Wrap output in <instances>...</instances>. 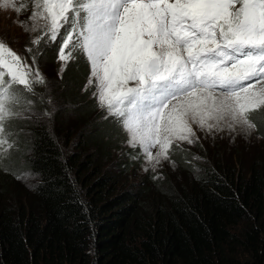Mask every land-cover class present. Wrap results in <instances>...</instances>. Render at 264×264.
Segmentation results:
<instances>
[{
	"label": "trees",
	"instance_id": "1",
	"mask_svg": "<svg viewBox=\"0 0 264 264\" xmlns=\"http://www.w3.org/2000/svg\"><path fill=\"white\" fill-rule=\"evenodd\" d=\"M58 46L39 59L55 60ZM89 67L84 57L70 62L53 76L52 93L35 88L45 102L30 96L32 114L10 122L16 143L0 164V264H264V159L249 170L237 152L231 163L211 156L197 165L176 143L170 157L181 179L129 182L143 155L129 147L120 156L125 132L103 119L95 86L84 90ZM49 97L62 109L53 119L43 116ZM24 172L38 181L22 191L14 181Z\"/></svg>",
	"mask_w": 264,
	"mask_h": 264
},
{
	"label": "snow or ice",
	"instance_id": "2",
	"mask_svg": "<svg viewBox=\"0 0 264 264\" xmlns=\"http://www.w3.org/2000/svg\"><path fill=\"white\" fill-rule=\"evenodd\" d=\"M32 2L20 21L35 33L26 49L31 63L0 40V164L16 143L11 120L32 112L30 96L45 102L35 91L48 83L39 57L57 43L58 74L85 58L91 72L84 90L95 86L103 119L127 133L144 171L169 161L177 142H197L193 124L207 134L255 129L250 115L264 109V0Z\"/></svg>",
	"mask_w": 264,
	"mask_h": 264
},
{
	"label": "rangeland",
	"instance_id": "3",
	"mask_svg": "<svg viewBox=\"0 0 264 264\" xmlns=\"http://www.w3.org/2000/svg\"><path fill=\"white\" fill-rule=\"evenodd\" d=\"M15 8H20L22 11L17 12ZM33 10L34 3H32V0L27 4V6L23 5L21 0H15V4L13 6H0V40L11 47L18 55L25 57L29 63L31 62L28 57L29 53L27 50L26 52L23 51V46L25 44L29 45L30 39L34 38L35 33L25 31V27L20 24V21H26ZM85 66L86 65H84V67ZM39 68L48 81L46 87H40L50 93L53 89V76L56 75V72L58 73L60 63L57 61V58L53 61H48V59H39ZM90 72L91 67H89V75ZM53 99L54 100L52 101L55 105L47 103L49 112L52 113V116L49 119L55 118L57 111L62 110L59 108L60 102L57 101L55 97H53ZM25 114H28V112H25ZM261 116L263 117L262 124L259 121ZM250 119L256 125L255 129L250 130V134H245L239 129L234 132H229L225 129L224 131L218 133L214 132L213 134H207L193 124V128L196 130V135L199 138L197 142L191 145L186 142H177L180 144H177V146L191 153V159L197 165L205 162V165L207 163L211 164L212 162H209L211 156L213 159L216 158V156H219L226 162L231 163L234 160V153L237 152L243 160L245 170H249L253 159H264V109H260L252 113L250 115ZM128 139L129 137L125 132V137L123 138L125 142L123 141L122 143L123 150L120 153L121 157H128V155H130L129 153H124V149L126 150L130 147ZM74 144L75 141H72L67 150H72ZM152 151L155 153L156 149H153ZM130 152L135 154L136 151L131 150ZM12 155L13 154L11 153L9 156ZM136 163H138L136 166L131 167L132 173L127 175V180L129 182L137 183L139 181L138 175L144 176L146 174L151 176L152 179L154 176L158 178H161L162 176H171L181 179L183 176L182 174H184L180 171L178 162L172 157H170L169 161H162L161 165L158 166L155 171H153L150 166L148 171H144V168L147 166L144 156L137 160ZM22 174L24 175H21L20 179L16 178L14 183L17 187L22 188V191L24 189L30 190L31 187L37 183L38 178L36 175L31 173L24 172Z\"/></svg>",
	"mask_w": 264,
	"mask_h": 264
}]
</instances>
